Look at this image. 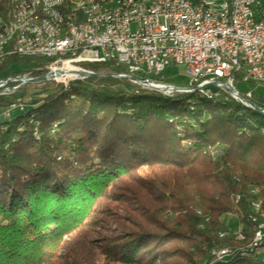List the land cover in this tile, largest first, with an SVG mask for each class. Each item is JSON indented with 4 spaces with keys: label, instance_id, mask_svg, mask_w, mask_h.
<instances>
[{
    "label": "trees",
    "instance_id": "trees-1",
    "mask_svg": "<svg viewBox=\"0 0 264 264\" xmlns=\"http://www.w3.org/2000/svg\"><path fill=\"white\" fill-rule=\"evenodd\" d=\"M40 60L12 57L0 79ZM39 85L0 96L1 108L40 89L0 124V264H264L248 248L254 187L264 217L262 113L228 95L169 96L112 77ZM251 102L264 110V98ZM225 215L244 240L219 237ZM226 247L232 255L214 262Z\"/></svg>",
    "mask_w": 264,
    "mask_h": 264
},
{
    "label": "built area",
    "instance_id": "built-area-1",
    "mask_svg": "<svg viewBox=\"0 0 264 264\" xmlns=\"http://www.w3.org/2000/svg\"><path fill=\"white\" fill-rule=\"evenodd\" d=\"M189 1L195 0H170L141 8L140 0H136L122 2L117 11H108L104 0H85L81 7H73L72 0H13L11 31L18 36L16 57L30 58L32 50L60 49H69V56L68 60L54 59V64H45L41 59L42 65L37 68L0 79V96L11 97L33 84L30 80L38 77L32 75V70H42L47 77L36 84L52 81L67 87L85 80L80 72L95 73L83 65L111 64L123 69L115 74L119 79L149 90H154L150 86L160 87L161 93L169 96L211 92L238 102H247L241 96L251 101L253 94L241 93L237 84L264 85V7L260 0H236L232 24H224L222 2V13L201 16L198 9L189 8ZM61 14H69V24H60ZM17 47L29 48V55L17 54ZM173 65L184 66L189 86L164 83L163 73ZM132 77L145 81H133ZM25 107L21 99L10 102L0 108V118ZM240 234L242 227L235 233L220 235ZM261 248L264 226L257 246L250 250ZM231 255L227 247L222 248L216 253V261Z\"/></svg>",
    "mask_w": 264,
    "mask_h": 264
},
{
    "label": "bare ground",
    "instance_id": "bare-ground-1",
    "mask_svg": "<svg viewBox=\"0 0 264 264\" xmlns=\"http://www.w3.org/2000/svg\"><path fill=\"white\" fill-rule=\"evenodd\" d=\"M1 1V0H0ZM136 0H104V8L108 11H117L122 6V2L125 3H135ZM170 0H140L141 8H149L153 7L157 4H167ZM54 2H62V0H54ZM85 0H72L73 7H81ZM219 2L223 3V11H224V24H232L235 15L236 9V0H195L189 1V8H196L201 16H209L215 13H222V5ZM41 3H51V0H41ZM0 8V49H3V52L0 53V67L10 58L16 56L15 44L18 43V36L16 33L11 31L13 25V0H8L7 4ZM60 24H69V14H61L60 15ZM17 54L20 55H29V48L26 47H17ZM69 49H60V50H52L48 52L46 50H32L30 54L31 59H42L45 60V64H54V59L58 60H68ZM2 77V76H1ZM160 88V87H157ZM201 95L200 92H193ZM193 93H185V94H193ZM206 98L216 100L221 97L213 95L211 92H203V95ZM246 107L253 109L247 102H241ZM27 107L23 109H18L11 116L3 118V120H8L12 118L15 114L24 112ZM254 110V109H253ZM264 115V110H261ZM251 195L255 199L253 203H257V205H253V215L252 222L256 225V232L252 243L249 245L250 248H254L257 246L262 226H264V217L258 216L262 212V203H261V190L259 187H254L251 189ZM259 196V198H258ZM258 214V215H257ZM222 239L227 238V235H220ZM236 240L241 241L244 240V235L240 234L239 236H232ZM231 237V238H232ZM222 252V248L214 249L211 252V258H213L214 262H223L226 261L227 258L220 259L216 261V253ZM228 252L232 253L228 248Z\"/></svg>",
    "mask_w": 264,
    "mask_h": 264
},
{
    "label": "rangeland",
    "instance_id": "rangeland-1",
    "mask_svg": "<svg viewBox=\"0 0 264 264\" xmlns=\"http://www.w3.org/2000/svg\"><path fill=\"white\" fill-rule=\"evenodd\" d=\"M261 1L264 4V0H261ZM163 77H164V83H166V84H171V85H175V86H179V87L189 86L190 78L186 75V70H185L184 66H178V65L170 66L163 73ZM43 84L44 83H41L37 87L42 88ZM88 87L93 88V86H91V85H88ZM237 87H238L239 91L243 94H247L249 92V93H252L255 97L264 98V85H259V84H254V83H240V84H237ZM39 90L40 89L36 90L35 88L31 87L29 89V91L27 92V97L24 99V101L22 100L23 103L36 100L35 93L39 92ZM17 99H22L21 94H19L17 96ZM9 101H10V99H9ZM0 112H2V110H0ZM2 122H4V120L2 118H0V124ZM261 203L263 204V200L261 201ZM252 215H253V210H252ZM258 216L261 217V214ZM222 220H223L225 227L227 228V230L225 232L235 233L242 227V224L239 222V220L232 215H225ZM219 237H220V235H219ZM231 252H233V250H231ZM258 255H259L260 259H264V249H262V248L259 249Z\"/></svg>",
    "mask_w": 264,
    "mask_h": 264
},
{
    "label": "water",
    "instance_id": "water-1",
    "mask_svg": "<svg viewBox=\"0 0 264 264\" xmlns=\"http://www.w3.org/2000/svg\"><path fill=\"white\" fill-rule=\"evenodd\" d=\"M79 76L82 77L83 79H88V78H109V77H112V78H118L117 75H105V74H97V73H90V72H80L79 73ZM47 79V77L45 75H42L38 78H35L33 80H30V83H33V84H36V83H40V82H44L45 80ZM131 80L133 81H145V80H141L137 77H132ZM142 86V85H140ZM151 88H153L155 91H158V92H161V89L160 88H157V87H152L150 86ZM231 92L235 93L236 91L235 90H232ZM242 99H244L245 101H247V103L256 111L258 112H262L261 109H258L251 101H249L247 98H245L244 96H241Z\"/></svg>",
    "mask_w": 264,
    "mask_h": 264
},
{
    "label": "crops",
    "instance_id": "crops-1",
    "mask_svg": "<svg viewBox=\"0 0 264 264\" xmlns=\"http://www.w3.org/2000/svg\"><path fill=\"white\" fill-rule=\"evenodd\" d=\"M260 2H261V5H262V7H264V4L262 3V1L260 0Z\"/></svg>",
    "mask_w": 264,
    "mask_h": 264
}]
</instances>
